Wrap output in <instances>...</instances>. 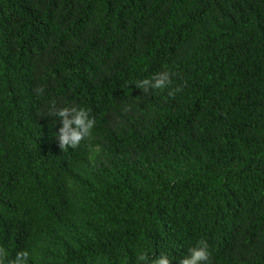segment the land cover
Instances as JSON below:
<instances>
[{
  "label": "trees",
  "instance_id": "trees-1",
  "mask_svg": "<svg viewBox=\"0 0 264 264\" xmlns=\"http://www.w3.org/2000/svg\"><path fill=\"white\" fill-rule=\"evenodd\" d=\"M63 107L95 121L75 148ZM200 240L264 264V0H0L6 259L181 264Z\"/></svg>",
  "mask_w": 264,
  "mask_h": 264
},
{
  "label": "clouds",
  "instance_id": "clouds-1",
  "mask_svg": "<svg viewBox=\"0 0 264 264\" xmlns=\"http://www.w3.org/2000/svg\"><path fill=\"white\" fill-rule=\"evenodd\" d=\"M171 83L169 80V74L167 71L163 72L153 82L151 79H144L140 81V87L147 91L146 86H150L152 89H165L168 84ZM40 94H43L44 89H38ZM49 115H56L58 118H62V127L59 130L58 135L60 145L63 149L67 146L73 148L80 145L81 141L85 137H90L94 128L95 121L88 118V110L84 108L75 107H63L49 112ZM96 151H99L97 147ZM7 251L0 247V264H28L30 259V253L27 250L18 252L15 259L8 260ZM154 254L149 252L141 251L137 255L136 264H170L168 255L161 253L160 256L152 258ZM210 250L208 243L204 240L198 241L194 246L189 248V255L181 261V264H211Z\"/></svg>",
  "mask_w": 264,
  "mask_h": 264
}]
</instances>
